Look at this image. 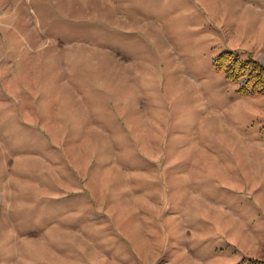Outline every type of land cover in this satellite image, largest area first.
I'll use <instances>...</instances> for the list:
<instances>
[{
    "label": "rangeland",
    "instance_id": "1",
    "mask_svg": "<svg viewBox=\"0 0 264 264\" xmlns=\"http://www.w3.org/2000/svg\"><path fill=\"white\" fill-rule=\"evenodd\" d=\"M264 0H0V264L264 262Z\"/></svg>",
    "mask_w": 264,
    "mask_h": 264
},
{
    "label": "trees",
    "instance_id": "2",
    "mask_svg": "<svg viewBox=\"0 0 264 264\" xmlns=\"http://www.w3.org/2000/svg\"><path fill=\"white\" fill-rule=\"evenodd\" d=\"M219 60L222 62L220 67L225 69L228 79L235 83L245 80L240 87L243 94H264V67L259 62H242L229 52L224 53Z\"/></svg>",
    "mask_w": 264,
    "mask_h": 264
}]
</instances>
